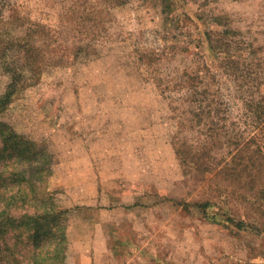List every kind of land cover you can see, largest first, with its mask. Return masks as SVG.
<instances>
[{
    "label": "rangeland",
    "instance_id": "1",
    "mask_svg": "<svg viewBox=\"0 0 264 264\" xmlns=\"http://www.w3.org/2000/svg\"><path fill=\"white\" fill-rule=\"evenodd\" d=\"M0 45V93L18 76L0 103V264H264L244 199L264 182L225 169L264 143V0H0Z\"/></svg>",
    "mask_w": 264,
    "mask_h": 264
},
{
    "label": "trees",
    "instance_id": "2",
    "mask_svg": "<svg viewBox=\"0 0 264 264\" xmlns=\"http://www.w3.org/2000/svg\"><path fill=\"white\" fill-rule=\"evenodd\" d=\"M14 16L16 19H21V17L19 16V14L17 12L14 13ZM22 20H25L24 17H22ZM227 29L224 30V36L227 37L226 35ZM225 37H222V39H224ZM228 38V37H227ZM22 39H25V37H19V45H17L18 49H23L27 52L32 51V43H31V38L29 37V40L26 39V41H21ZM4 46L0 45V50H3ZM227 50V49H224ZM5 51L1 52L4 53ZM220 53L223 52L222 50L219 51ZM225 66V65H224ZM7 71L9 72L10 75V82H9V87L8 89L4 92V93H0V103H2L6 97H8L10 95V93L15 89V87L18 85V76L16 74V67H6ZM213 130V129H212ZM214 132L216 130H213ZM217 133H213L211 134V136L213 137L214 135H216ZM220 140V136H217L216 139H214L215 143L217 144L218 141ZM222 142V141H221ZM246 143V144H245ZM244 145H238V147H245L241 152H237L234 154V156H232L231 161L226 165L225 169L230 170L233 176H242V172L244 174V172L247 173V171H250L248 173V179L247 182L251 183V188L253 187V190L256 189V186H258V184H256L258 181L259 183H263L264 182V175H263V167L262 165H264V143L263 141H259L257 136H252L250 137V139L248 141H245ZM177 148V152L180 155L181 161L184 165L188 164L189 166H193V168L195 167V165H198L200 167V169L202 171L204 170H211L213 169L212 165H209L207 163H203L201 162V159L204 160L203 157H199L197 155V151L196 149L190 148V147H176ZM235 163L234 166H231L233 170H231L228 166L229 164ZM257 166V167H255ZM225 167V166H224ZM240 167V168H239ZM188 170V168H187ZM256 170V171H255ZM255 171V172H254ZM250 175V176H249ZM250 178V179H249ZM258 180V181H257ZM247 196H253V200L248 199ZM244 199L248 200L252 206H253V210L252 214L250 213V215H253L254 211H255V216L259 217V219H261V225H255V224H251L252 228L256 229V230H260V232L264 233V188H260L259 191H254L252 194H245L244 195ZM199 206L200 211L203 212V215H207L206 212L209 208V206L213 205L212 202V196L208 195L206 197H202L201 199H199V202L197 203ZM233 212H237L239 211V209H232ZM231 222H234L233 219H229ZM236 226H238V228H243L245 227L244 223L241 222H237L235 224ZM260 227V228H259ZM9 247V246H7ZM33 255V256H32ZM13 256V253H12ZM30 256L31 260H32V264H52L53 261L51 260V257L47 256L46 254H43L42 250H33L32 252H30ZM12 260H17L16 257H13Z\"/></svg>",
    "mask_w": 264,
    "mask_h": 264
},
{
    "label": "crops",
    "instance_id": "3",
    "mask_svg": "<svg viewBox=\"0 0 264 264\" xmlns=\"http://www.w3.org/2000/svg\"><path fill=\"white\" fill-rule=\"evenodd\" d=\"M186 209H189L190 210V208H186ZM198 246V250H201V249H203V244L202 243H198V245H196V247ZM197 250V249H196ZM195 249H194V252L195 253H197V251H196ZM202 251V250H201ZM206 251V250H205ZM188 252H193V251H188ZM205 256H207L206 255V253H204V257ZM180 261V260H179ZM150 263H151V260L149 261ZM183 261H181V263H182ZM201 263H203V262H201ZM151 264H165V262H162L161 263V261H158L157 263L156 262H152Z\"/></svg>",
    "mask_w": 264,
    "mask_h": 264
}]
</instances>
